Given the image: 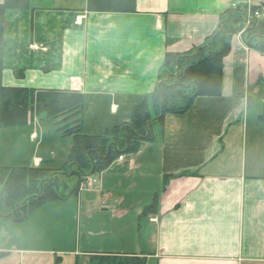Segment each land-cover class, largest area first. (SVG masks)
<instances>
[{
  "label": "crops",
  "instance_id": "0c3cea01",
  "mask_svg": "<svg viewBox=\"0 0 264 264\" xmlns=\"http://www.w3.org/2000/svg\"><path fill=\"white\" fill-rule=\"evenodd\" d=\"M51 6L71 23L62 32L60 58L49 71L45 65L28 69L22 80L8 69L2 84L81 94L85 130L86 121L100 129L128 123L132 110L159 85L167 54L202 46L216 32L222 13L233 6L264 8V0H135L131 12L117 6L88 13L87 0H51ZM223 66L220 97H200L187 113L167 115L154 144H145L137 154L98 174L100 189L82 192L86 209L99 219L93 233L100 241L83 259L110 255L137 256L146 264H264V123L259 120L264 110V55L234 36ZM204 125L213 134L202 148ZM14 128L21 127L0 133ZM185 149L186 154L181 152ZM0 156L4 157L2 146ZM12 160H20V154L5 155L0 168L41 167L37 159L32 165L11 167ZM109 174L119 183L104 193V176ZM132 178L156 180L152 188L147 185L140 191L145 196L141 201L140 195L135 197ZM82 193L76 196L77 210L79 205L83 210ZM99 197V206L90 209ZM128 215L130 222H139L134 251L118 249L108 236H100H114L129 223ZM3 227L0 219V264L80 261L76 252L58 256L8 248L11 241L7 236L4 244Z\"/></svg>",
  "mask_w": 264,
  "mask_h": 264
},
{
  "label": "trees",
  "instance_id": "16d2710c",
  "mask_svg": "<svg viewBox=\"0 0 264 264\" xmlns=\"http://www.w3.org/2000/svg\"><path fill=\"white\" fill-rule=\"evenodd\" d=\"M37 1L3 0L0 4V129L24 127L35 118L50 119L58 126L66 123L58 131L73 137L74 143L59 172L29 166L0 168V219L4 223H23L45 203L78 196L80 187L90 177L108 170L120 157L137 154L145 144H154L167 115L187 113L200 97H220L223 62L234 36L244 31L243 43L264 55V22L252 20L247 25L245 8L229 9L219 16L216 32L202 46L165 56L159 85L132 110L128 123L108 128L100 136L84 135L81 116L85 101L81 94L2 84L3 73L8 69L22 80L28 69L45 65L49 71V66L61 56L62 32L71 23H67L69 19L62 11L53 9L51 0H42L44 4L50 2L47 10L38 7ZM134 3L135 0H87L86 12L117 6L131 12ZM32 46L39 50H32ZM259 120L264 123V110ZM91 263L146 264V259L98 255L91 257ZM55 264H60L59 260Z\"/></svg>",
  "mask_w": 264,
  "mask_h": 264
},
{
  "label": "rangeland",
  "instance_id": "374dc122",
  "mask_svg": "<svg viewBox=\"0 0 264 264\" xmlns=\"http://www.w3.org/2000/svg\"><path fill=\"white\" fill-rule=\"evenodd\" d=\"M49 4L50 2L48 3L45 1L44 4L42 0L37 1L38 7L45 8V10L50 8ZM33 121H31L29 125L32 124ZM97 124H99L100 127H104L102 126L104 124ZM85 125V130H82L85 133L82 132L84 135L100 136L103 134L104 130L107 129H100L93 125L90 127V121H86ZM62 126L63 124L58 126L56 125V121L50 119H37L35 125H30L26 128L6 129L8 131H5L3 134L0 133V146L3 147L4 152V157L2 158L0 156V162H3L5 155L18 152L20 154V160H12V162L8 164L11 165V167H16L21 164L32 165L34 160L37 159L41 163V168L59 172L66 164L74 143L73 137L58 133L59 128ZM201 129H205L203 133L204 141L200 146L203 148L205 145L209 144L206 138L213 134V130L206 125ZM31 131H33L32 134L37 135H35V141L31 139ZM181 152L186 154L189 151L185 149L181 150ZM198 153L202 154L203 152ZM24 159H27V161L23 162L22 160ZM114 168H117V166H114ZM12 169L14 168H11V170ZM133 178L131 182L137 184V189L134 192L135 197L140 195L138 200L141 201L145 196L144 193L140 191L144 190L147 185H150L152 188L156 180L154 179L151 182L143 180V182H141L140 178H135L134 180ZM88 180L90 181V179ZM91 180L94 186L91 191L92 193L96 189H100L99 187L97 188L99 175L93 176ZM104 180V185L101 188L104 193L112 192L113 187L119 183L118 177L114 174L104 176ZM111 183H114V185L110 186ZM82 186H84V184ZM129 193L130 191L128 188L127 199L130 196ZM85 194L86 193H82L81 196L83 210L80 205L79 210H77L76 200L78 201V199L76 196H73L70 198L71 201H57L41 205L28 217L27 221L23 223L3 222V234H5L3 237L4 244L7 243L8 236L11 241V245L7 246L8 248L16 246L20 251H37L40 252V254L47 252L52 255H58L60 253L74 254V252H76L80 256L78 264H92L91 257L83 259L82 256L87 252L98 249L100 241H98L99 239L93 232L94 228L98 225L99 219H97V215H92L93 210L86 209L87 200L85 196L83 197ZM100 197L96 199V203L91 204L90 209L99 206ZM89 199L92 200L91 196H89ZM88 212L90 213L89 215ZM127 212L129 213L130 210H127ZM114 220L115 219H113V221ZM126 220H129V223L125 222L122 229L116 231L114 236H111L109 233H101L100 236H108L109 243L112 245L117 244L118 249L124 247L125 250L128 248L134 251L135 245L139 243L137 236L139 222L135 218L133 220L131 219L130 222V215L126 217ZM109 237H113V239ZM103 243L104 242H101V244Z\"/></svg>",
  "mask_w": 264,
  "mask_h": 264
},
{
  "label": "built area",
  "instance_id": "2783aa9c",
  "mask_svg": "<svg viewBox=\"0 0 264 264\" xmlns=\"http://www.w3.org/2000/svg\"><path fill=\"white\" fill-rule=\"evenodd\" d=\"M255 19V20H264V10H257L255 12H252V11H248V20H247V25L250 24V22ZM32 49H37V47H32ZM124 159V157H120L118 159V161H122ZM93 186V181H88L86 183V185L84 184V186L81 187V191H84V190H89L91 189Z\"/></svg>",
  "mask_w": 264,
  "mask_h": 264
}]
</instances>
